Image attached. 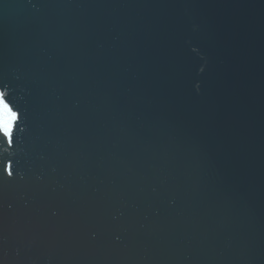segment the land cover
<instances>
[{
    "label": "water",
    "instance_id": "95a60500",
    "mask_svg": "<svg viewBox=\"0 0 264 264\" xmlns=\"http://www.w3.org/2000/svg\"><path fill=\"white\" fill-rule=\"evenodd\" d=\"M0 79L2 264H264V0H0Z\"/></svg>",
    "mask_w": 264,
    "mask_h": 264
},
{
    "label": "snow or ice",
    "instance_id": "6c2138e0",
    "mask_svg": "<svg viewBox=\"0 0 264 264\" xmlns=\"http://www.w3.org/2000/svg\"><path fill=\"white\" fill-rule=\"evenodd\" d=\"M191 50L199 52V49L195 46ZM198 71L203 73L205 65H201ZM195 88L197 91L199 90V82L195 84ZM24 117L25 113L16 103L10 84L0 79V186L9 182L7 177L15 179L13 175V162L11 160L5 161L2 158V153L13 149L15 141H18L20 134L25 131ZM16 170L19 172V162H17Z\"/></svg>",
    "mask_w": 264,
    "mask_h": 264
}]
</instances>
